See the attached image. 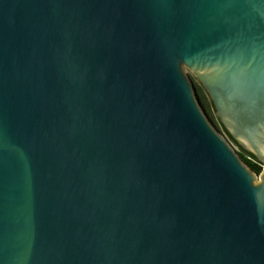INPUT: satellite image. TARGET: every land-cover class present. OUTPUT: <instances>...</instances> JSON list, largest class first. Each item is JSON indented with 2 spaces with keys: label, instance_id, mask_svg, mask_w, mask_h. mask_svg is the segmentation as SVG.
I'll use <instances>...</instances> for the list:
<instances>
[{
  "label": "water",
  "instance_id": "1",
  "mask_svg": "<svg viewBox=\"0 0 264 264\" xmlns=\"http://www.w3.org/2000/svg\"><path fill=\"white\" fill-rule=\"evenodd\" d=\"M0 264H264V0H0Z\"/></svg>",
  "mask_w": 264,
  "mask_h": 264
},
{
  "label": "trees",
  "instance_id": "2",
  "mask_svg": "<svg viewBox=\"0 0 264 264\" xmlns=\"http://www.w3.org/2000/svg\"><path fill=\"white\" fill-rule=\"evenodd\" d=\"M194 87L196 89L197 96L199 98V101L207 113L209 119L211 122L215 125V127L221 131L228 139L229 141L235 146L237 149L239 157L243 160L245 164H247L250 169L256 173L261 174L263 170V164L258 161V159L251 153L246 152L242 148H240L237 143L232 139V137L225 131L221 123L219 122L218 118L215 115L214 106L209 98V96L206 94L203 87L196 81L195 78H192Z\"/></svg>",
  "mask_w": 264,
  "mask_h": 264
},
{
  "label": "rangeland",
  "instance_id": "3",
  "mask_svg": "<svg viewBox=\"0 0 264 264\" xmlns=\"http://www.w3.org/2000/svg\"><path fill=\"white\" fill-rule=\"evenodd\" d=\"M185 72L187 73V74H189V71L187 70V69H185ZM235 147V146H234Z\"/></svg>",
  "mask_w": 264,
  "mask_h": 264
}]
</instances>
